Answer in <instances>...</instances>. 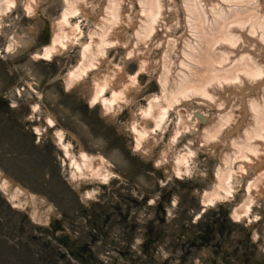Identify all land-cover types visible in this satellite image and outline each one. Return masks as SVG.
<instances>
[{"label":"rangeland","instance_id":"rangeland-1","mask_svg":"<svg viewBox=\"0 0 264 264\" xmlns=\"http://www.w3.org/2000/svg\"><path fill=\"white\" fill-rule=\"evenodd\" d=\"M259 1L264 9V0ZM40 2L46 20L59 16L61 0ZM12 11L2 19L0 30V174L28 194L19 191L13 207L0 189V264H264V197L254 200L248 221L240 222L230 218L229 203L204 209L200 203L215 168L223 165V155L198 151L195 135L182 133L177 146L192 139L194 159L189 173L178 178L168 163L155 165L165 140L148 157L133 150L129 115L145 105L146 96L160 93L159 51L151 53L152 68L138 74L140 92L131 95L133 102L106 115L98 105H89L86 93L90 81L102 76L103 67L89 70L84 80L66 88L64 76L76 68L82 45L74 43L50 60L34 59L32 53L49 41L47 22L25 16L20 7ZM77 19L80 43L89 40V32L97 35L93 20L70 18L72 23ZM10 35L18 45L5 52ZM122 55V48H110L115 62ZM126 67L134 74L137 64L128 61ZM55 130L62 132L75 155L80 149L103 157L115 176L104 183L73 186ZM226 155L234 159L238 153L231 150ZM235 186L232 203L241 198L243 180ZM85 192L91 197L84 199ZM53 209L56 230L49 225Z\"/></svg>","mask_w":264,"mask_h":264},{"label":"bare ground","instance_id":"bare-ground-1","mask_svg":"<svg viewBox=\"0 0 264 264\" xmlns=\"http://www.w3.org/2000/svg\"><path fill=\"white\" fill-rule=\"evenodd\" d=\"M40 1L0 0V30L7 13L20 7L25 16H40L47 22L49 41L32 53L34 59L50 60L74 43L82 45L76 68L64 76L66 88L84 80L89 70L103 67L102 76L90 81L86 93L89 105H98L106 115L133 102L131 95L140 92L138 74L152 68L151 53L159 51L160 93L146 96L145 105L129 115L133 150L148 157L165 140L155 165L168 167V163L172 173L182 178L194 159L193 140L180 148L177 140L191 132L198 151L225 157L199 196L202 208L226 202L233 221H248L254 200L264 197V9L260 1L61 0L62 10L52 20L43 17L46 8ZM74 16L93 20L97 35L89 32V40L80 43V19L72 23ZM17 45L10 35L4 51L12 52ZM111 47L123 49L120 62L109 56ZM96 56L97 62H92ZM134 60L136 72L129 74L126 66ZM37 109L38 105L32 107ZM45 121L49 126L53 123L49 115ZM40 131L34 128L36 134ZM54 140L68 160L73 186L104 183L115 176L103 157L80 149L75 155L60 130L54 131ZM231 150L238 153L234 159L226 155ZM239 179L244 185L242 195L232 203ZM0 189L13 207L19 202V191L28 194L1 174ZM83 195L85 199L92 194Z\"/></svg>","mask_w":264,"mask_h":264},{"label":"flooded vegetation","instance_id":"flooded-vegetation-1","mask_svg":"<svg viewBox=\"0 0 264 264\" xmlns=\"http://www.w3.org/2000/svg\"><path fill=\"white\" fill-rule=\"evenodd\" d=\"M55 226H56V228H58V227H59L57 224H55ZM76 250H77V249H76ZM77 251H78V252H80L79 250H77ZM78 252H77V253H78Z\"/></svg>","mask_w":264,"mask_h":264},{"label":"water","instance_id":"water-1","mask_svg":"<svg viewBox=\"0 0 264 264\" xmlns=\"http://www.w3.org/2000/svg\"><path fill=\"white\" fill-rule=\"evenodd\" d=\"M196 114H197V113H196ZM196 114H195V115H196ZM197 116H199V114H197Z\"/></svg>","mask_w":264,"mask_h":264}]
</instances>
